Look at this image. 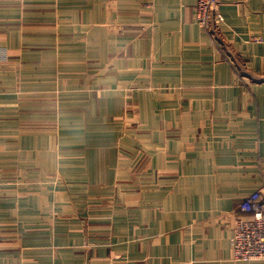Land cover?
I'll return each mask as SVG.
<instances>
[{"label": "crops", "instance_id": "obj_1", "mask_svg": "<svg viewBox=\"0 0 264 264\" xmlns=\"http://www.w3.org/2000/svg\"><path fill=\"white\" fill-rule=\"evenodd\" d=\"M219 13L214 41L193 0H0V264H240L264 0Z\"/></svg>", "mask_w": 264, "mask_h": 264}, {"label": "built area", "instance_id": "obj_2", "mask_svg": "<svg viewBox=\"0 0 264 264\" xmlns=\"http://www.w3.org/2000/svg\"><path fill=\"white\" fill-rule=\"evenodd\" d=\"M152 1V0H150ZM196 21L215 41V31L221 21L219 6L239 0H193ZM233 259L240 264L264 262V194L261 190L245 198L234 213L231 237Z\"/></svg>", "mask_w": 264, "mask_h": 264}, {"label": "rangeland", "instance_id": "obj_3", "mask_svg": "<svg viewBox=\"0 0 264 264\" xmlns=\"http://www.w3.org/2000/svg\"><path fill=\"white\" fill-rule=\"evenodd\" d=\"M1 50H2V48H0V58L2 57ZM4 58H6V56H4ZM1 176H2V173L0 170V180H1ZM110 201H112V200H110ZM76 205H78L77 206V212H85L86 213L88 211L87 209H89V212H87V214H86V216H84V220H83L84 224L88 223V221H90V217H94V214H92V212L90 211L92 209L89 207L88 203H86L85 201L78 202V203H76ZM92 208H95V206H92ZM93 212H94V210H93Z\"/></svg>", "mask_w": 264, "mask_h": 264}]
</instances>
